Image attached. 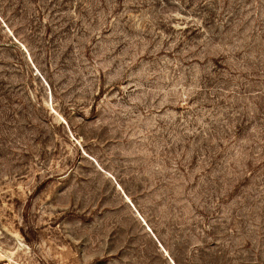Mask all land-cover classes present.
I'll list each match as a JSON object with an SVG mask.
<instances>
[{
	"label": "rangeland",
	"instance_id": "obj_1",
	"mask_svg": "<svg viewBox=\"0 0 264 264\" xmlns=\"http://www.w3.org/2000/svg\"><path fill=\"white\" fill-rule=\"evenodd\" d=\"M0 264H264V0H0Z\"/></svg>",
	"mask_w": 264,
	"mask_h": 264
}]
</instances>
